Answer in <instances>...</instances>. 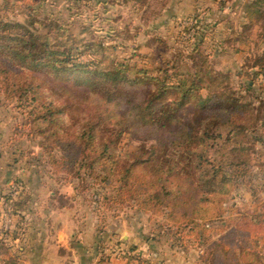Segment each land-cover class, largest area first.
Here are the masks:
<instances>
[{
  "label": "trees",
  "instance_id": "16d2710c",
  "mask_svg": "<svg viewBox=\"0 0 264 264\" xmlns=\"http://www.w3.org/2000/svg\"><path fill=\"white\" fill-rule=\"evenodd\" d=\"M66 1L68 19L91 1L113 5ZM245 18L239 34L256 27L264 42V0H251ZM45 21L43 33L30 14L20 22L0 11V105L20 109L26 135L39 138L33 166L43 162L54 174L89 177L88 184L80 179L96 209L127 204L159 216L158 226L183 251L201 250L197 264H264L258 250L264 202L260 211L238 215L236 204H227L244 186L256 192V147L264 157V46L255 47V60L237 72L244 79L235 81L199 49L214 23L195 22L185 48L171 56L135 54L153 58L149 67L128 58L102 65L100 56L116 44L91 41L88 29L74 33L59 19ZM125 135L139 141L137 148L121 150ZM11 181L24 190L22 179ZM22 199L9 203L19 221ZM212 230L217 239L201 247ZM184 237L192 242L183 244Z\"/></svg>",
  "mask_w": 264,
  "mask_h": 264
},
{
  "label": "rangeland",
  "instance_id": "374dc122",
  "mask_svg": "<svg viewBox=\"0 0 264 264\" xmlns=\"http://www.w3.org/2000/svg\"><path fill=\"white\" fill-rule=\"evenodd\" d=\"M120 1H110L112 6L95 5V2L91 1L89 4L79 6L80 11H83L82 15L71 19H68L66 0H0V11L20 22L30 14L41 22L39 30L43 33L47 17L68 22L74 33L82 28L88 29L89 40L101 39L105 44L117 45L111 53L107 49L100 56L103 60L102 65L110 62L112 66L128 58L131 63L137 61L139 66L150 67L153 58L138 59L135 54L171 56L173 52L185 48L183 46L186 44L183 42L195 33V22L214 23L213 26L209 25L205 28V41L199 49L206 53L210 52L207 59L212 62L215 69L232 72L233 79L238 81L244 79L237 76L239 68L247 61L255 60L254 47L259 41L254 37L256 27L246 29L245 34L238 32L240 31L239 16L243 9L246 10L250 0L237 1V12L230 11L232 0H217L224 11L223 9L222 11H159L162 0H136L142 8L133 11L130 6L132 1H128L125 5ZM35 26L37 27L38 23ZM109 27L113 28L114 32H109ZM186 27L190 29L186 30ZM114 34L115 36H110ZM213 45H216L215 48ZM259 46L261 52L264 43L260 42ZM241 47L246 48L245 52H240ZM89 54L82 53L80 58L86 59ZM20 111L11 104L0 105V151H5V156L8 158L13 154L16 155L19 161L17 166L19 165L20 168L33 169L34 174L30 176V182L45 184V210L50 208L49 195L53 193L55 201L51 203L71 208L69 215L75 216L77 223L82 227V232H95L100 236L95 243V247L99 249L97 264H117L115 260L120 257L126 259L127 264H197L201 250L196 245L189 247L187 244L192 240L184 237L183 244L187 247L183 251L180 242L170 233H164L158 226V222L161 221L159 216L139 212L127 204L111 209L100 204L96 209L94 208L96 205L91 201V190L83 187L84 182L80 179L85 177V183L88 184L89 177L83 176L82 173L79 177L74 173L54 174L43 162L40 166L34 167L33 165L36 164L30 159L41 152L38 146L39 138L26 135L27 128L21 125ZM139 144V141L125 135L120 142V148L133 150ZM256 149H259L256 155L257 162L262 165L256 164L254 167L256 192L252 193L248 186H244L235 192L234 198L228 199L227 204H236L234 215L241 212H258L264 202V168H260L264 167V158L261 156V148L256 147ZM36 168L40 169V172L35 173ZM47 212L49 211H45V218L49 215ZM221 225L220 222L217 223L218 227ZM218 233L217 230L206 233L202 242H199L202 244L200 246L205 247L215 241ZM83 244L89 245L87 241ZM258 250L263 258L264 235L259 238Z\"/></svg>",
  "mask_w": 264,
  "mask_h": 264
},
{
  "label": "crops",
  "instance_id": "0c3cea01",
  "mask_svg": "<svg viewBox=\"0 0 264 264\" xmlns=\"http://www.w3.org/2000/svg\"><path fill=\"white\" fill-rule=\"evenodd\" d=\"M129 1H132L130 6L133 11L142 8L140 4L135 8L134 0ZM162 1L159 11H224L217 0ZM237 1L239 0H232L230 11L237 12ZM245 11L243 9L239 16V30L246 22ZM255 31L254 37L257 38V29ZM259 43L260 41L255 47ZM245 49L241 47L240 52H245ZM261 131L264 134V123ZM5 155V151H0V264H97L99 249L95 247V243L100 236L95 232H82L75 216L69 215L71 208L51 203L55 201L53 193L49 195L50 208L45 210V184L30 182L33 169L20 168L17 166L19 161L16 155L13 154L10 158ZM14 178L24 181V190L17 182L12 184L11 180ZM16 198H23L19 210L22 218L19 221L16 215H11L10 221H6L3 213L12 199ZM45 211H49L46 218ZM86 241L89 245L83 244ZM115 261L117 264H127L123 257Z\"/></svg>",
  "mask_w": 264,
  "mask_h": 264
},
{
  "label": "built area",
  "instance_id": "2783aa9c",
  "mask_svg": "<svg viewBox=\"0 0 264 264\" xmlns=\"http://www.w3.org/2000/svg\"><path fill=\"white\" fill-rule=\"evenodd\" d=\"M10 216H11V210H10V206H7L5 212L3 213V218L4 220H8L10 221Z\"/></svg>",
  "mask_w": 264,
  "mask_h": 264
}]
</instances>
